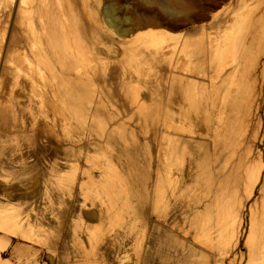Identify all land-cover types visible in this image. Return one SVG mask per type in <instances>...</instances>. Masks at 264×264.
Instances as JSON below:
<instances>
[{
    "label": "rangeland",
    "instance_id": "obj_1",
    "mask_svg": "<svg viewBox=\"0 0 264 264\" xmlns=\"http://www.w3.org/2000/svg\"><path fill=\"white\" fill-rule=\"evenodd\" d=\"M72 1L82 29L89 32L91 22L102 29L96 52L89 32L68 54L71 66L86 74L79 90L57 100L44 95L41 102L37 91L56 83L46 70L34 86L21 83L19 95L0 94V211L11 209L29 237L0 231L9 240L1 258L7 264H247L245 238L258 198L245 202L234 224L237 238L213 220L207 244L193 240V197L205 193L204 170L193 168V142L202 141H193V102L209 95L193 89V38L213 17L228 20L234 3ZM106 8L115 26H108ZM178 19L186 21L177 29L141 26ZM64 29L75 31L73 24ZM1 77L10 86L8 69ZM258 80L261 106L237 139L250 157L264 156V80ZM244 182L245 176L240 197ZM229 196L219 195L207 214L226 215Z\"/></svg>",
    "mask_w": 264,
    "mask_h": 264
},
{
    "label": "bare ground",
    "instance_id": "obj_2",
    "mask_svg": "<svg viewBox=\"0 0 264 264\" xmlns=\"http://www.w3.org/2000/svg\"><path fill=\"white\" fill-rule=\"evenodd\" d=\"M227 2L229 5L234 3L229 19L216 22L215 17H211V21L202 24L200 33L193 38V89L201 95L206 89L209 91L204 101L193 102V141L202 140L193 142V168L204 170L199 176H202L205 187L204 194L193 197V240L206 245L211 239L207 230L213 220L221 225L223 233L237 238L239 233L234 232V224L242 217L245 202L258 198L260 203L251 212L245 246L248 250L247 264H264V156L250 157L242 151L237 140L245 121L261 106L258 102L261 95L256 91L259 76L264 80V61L260 60L264 56V0ZM81 7L83 11L87 9L85 1ZM180 8L184 10L185 6ZM75 10L76 4L72 0H0V72L8 69L13 76L10 86L7 85L8 78H0V94L8 89L10 98L19 95L21 83L34 86L46 70L52 73L56 83L37 91L35 95L41 102L44 95L50 94L57 100L59 94L67 97L70 88L71 92L79 90L86 74L71 66L73 61L69 60L68 54L83 44L82 34L88 35L89 32L91 50L96 52L102 29L91 22L88 24L90 31L86 32L85 28L82 29L85 22L82 17L72 14ZM104 15L108 18L109 27L118 22L109 8L105 9ZM185 21L167 20L141 26L165 24L177 29ZM69 24H73L75 31L66 32L65 25ZM209 30L213 33H208ZM158 34L163 39L167 36L166 31ZM154 43L153 46L156 45ZM258 45L262 48H259V53ZM147 46L150 45L143 48ZM156 48L151 49L157 53L161 46ZM16 119L13 118L12 130L16 129ZM66 122L67 119V126ZM255 159L259 161L256 168L250 172L245 170L241 175ZM244 176L243 196L240 197L239 188ZM259 182L261 187L256 197L254 190ZM228 193L226 215L213 219L206 211L212 205L218 206L219 195L223 197ZM15 220L11 209L1 208L0 231L13 237L20 234L29 238ZM0 243L1 248H5L9 242L0 239Z\"/></svg>",
    "mask_w": 264,
    "mask_h": 264
},
{
    "label": "crops",
    "instance_id": "obj_3",
    "mask_svg": "<svg viewBox=\"0 0 264 264\" xmlns=\"http://www.w3.org/2000/svg\"><path fill=\"white\" fill-rule=\"evenodd\" d=\"M8 242H9V240H8ZM0 245H1V243H0ZM8 245H9V243L6 244L5 248H1V246H0V253L5 251L7 249V247H8ZM8 262H10L8 259H2L1 256H0V264H7Z\"/></svg>",
    "mask_w": 264,
    "mask_h": 264
}]
</instances>
